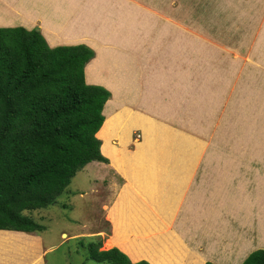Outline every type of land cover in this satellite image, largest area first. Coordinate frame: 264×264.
<instances>
[{"label": "rangeland", "instance_id": "rangeland-1", "mask_svg": "<svg viewBox=\"0 0 264 264\" xmlns=\"http://www.w3.org/2000/svg\"><path fill=\"white\" fill-rule=\"evenodd\" d=\"M72 1L77 8L83 3V0ZM84 1L85 4L91 3L90 0ZM95 1L101 6L108 5L105 10L100 11L101 17L115 11L112 6L114 0H109L110 3L104 0ZM133 2L134 5H142L149 12L150 19H158V32H161V37H166L165 45L155 51L152 60L158 65L162 64L164 55L169 51L168 43L179 44L178 50L175 49V52L171 50L173 53H181L178 58L179 64L175 67L177 78L175 81L169 80V83H165L162 80L164 72L158 70L157 64L150 67L148 65L143 83L140 81L145 97L139 101L134 97L135 99L130 101V106L138 102L137 107L127 106L135 113L138 110L143 112L136 116L133 111L121 112L123 118L114 122L108 135L102 138L99 137L98 131L96 133L100 140V151L106 161H92L77 171L64 192L50 206L25 212L44 226L41 232L35 233L40 235L43 246L48 247L43 254L44 264H108L90 259L87 254V243L101 240L99 250L116 247L112 245L114 243L109 242L113 226L108 214L117 205L120 192H124L126 177L132 173L133 165L137 162L134 157L136 154L149 158L152 154L171 153L221 155L222 160L218 164L222 171L218 174H221V179L227 177L234 180L238 176L236 178L235 174H230L226 167L234 164V161L227 157L228 154L239 158L240 154H264V0H133ZM37 3L44 9L50 1L40 0ZM0 5L1 11L11 13L12 5L18 6V3L15 0H0ZM26 7L31 6L27 4ZM7 13L4 14L5 17L10 15ZM160 18L163 19L160 21ZM148 23L153 26L151 29L157 28L155 25L157 22ZM166 24L169 28H164ZM175 27L179 28L176 30ZM32 28L35 26L29 29ZM58 28L61 31L65 27L61 28L58 25L51 30ZM74 34L72 30L68 35L74 37ZM152 39L153 41L155 39L154 33ZM152 46L156 49L154 44ZM143 62L139 60L138 65ZM181 64L182 68L177 69ZM152 67L154 69H151ZM149 70L153 71L147 76ZM93 71L90 70L88 73L89 78H92ZM106 115L109 116V111ZM134 119L141 120V123ZM108 123L109 118L104 127H107ZM258 165L257 162H251V166H255L259 174L261 169ZM202 166L203 161H200L196 169L203 170ZM241 174L247 181V187L255 188L253 187L255 181L254 184L251 182L253 175L250 176L247 172ZM192 186L197 190L200 183L193 181ZM227 188L231 190V187ZM216 201L217 198L214 208H211L208 205L209 200L205 202L198 198L197 206L188 208V214L180 210V221L185 223L184 228L188 231L187 235L181 237L182 243L190 248L192 255H187L189 253L186 252L184 256L175 258V260L178 258L176 263L187 264L192 257L202 259L201 264L208 261L207 247L202 255L194 252L188 238L194 239L198 236L195 244L199 245L202 241L215 240L213 235L219 236L220 230L224 229L220 219H229L230 213H222L221 207H216ZM191 215L197 219L195 223H199V227L189 226L186 217ZM176 227L179 230V227ZM247 231L244 232V238L250 239H246L245 244L240 243L241 248L239 247V253L243 252L244 255L239 257L242 261L253 250L264 249V231H258L256 225ZM2 233L3 230L0 231V235H3ZM208 234L209 237H206ZM133 236L129 238L125 234L119 236V239L128 237L131 240L127 238L123 243L133 248L135 240L139 241V235L134 236L135 239ZM219 239L221 240L220 236ZM224 239L229 242L226 235L222 236V240ZM115 240H118L117 236ZM1 242L3 239L0 236ZM253 245L256 246L253 248ZM40 249L43 247L40 246ZM136 251L140 252V248ZM177 251L178 249L171 251L173 257ZM230 252L233 253V257H238L235 250ZM6 258L5 264L21 263L20 261L16 263L13 258L9 259V255Z\"/></svg>", "mask_w": 264, "mask_h": 264}, {"label": "crops", "instance_id": "crops-1", "mask_svg": "<svg viewBox=\"0 0 264 264\" xmlns=\"http://www.w3.org/2000/svg\"><path fill=\"white\" fill-rule=\"evenodd\" d=\"M37 1L40 0H15L18 6L12 5L11 13L1 11L2 6L0 5V26H23L28 29L35 26L50 46L82 43L94 51V56L84 66V77L88 84L103 86L110 93L102 110L104 120L98 130L99 137L103 138L109 134L115 121L123 118L124 111L132 112L130 107H137L138 102L130 106V101L135 98L139 101L146 95L140 81L143 83L142 80L146 75L144 73H147L146 68L157 64L152 60V56L160 46L165 45L166 40V37H161V32H158L159 21L150 19L149 12L142 5H134L133 0H114L112 6L115 11L104 17H101L99 13L108 5L101 6L95 0H90L89 4L81 0L83 3L81 2L79 8L72 0H49L50 3L44 9L38 5ZM104 2L110 3L109 0H104ZM27 4L35 9L26 7ZM6 13L10 15L5 17ZM161 19L163 18H160V21ZM148 21L152 24L157 22L155 24L157 28L151 29L153 26L149 25ZM58 25L61 28L65 27L64 30L60 31V28L51 30L52 27ZM171 26L173 27V24ZM67 27H72V29L68 30ZM164 28H169V25L166 24ZM72 30L75 32L74 37L78 40L73 35H68ZM152 33L155 34L154 41ZM174 40H176L175 35ZM168 45H170L168 56L164 55V62L159 63L161 66L156 65L158 70L164 72L162 80L165 83H169V80H176L175 67L179 64L178 58L181 55V53L171 52V50L174 52L175 49L178 50V43L169 42ZM139 60L144 62L138 65ZM90 66L94 67L91 79L88 77ZM180 68L182 64L177 67V69ZM150 71L153 70H149L147 76L151 73ZM143 74L144 77H142ZM107 111H109V116L106 115ZM139 111L136 113L133 111L134 116L143 112ZM108 118V126L104 127ZM134 120L141 123L139 119ZM134 157L137 162L135 165L132 163L134 170L126 177L124 192H120L117 205L108 214L113 226V234L109 242L114 243L112 245L123 251L132 261L144 259L151 262L150 264H178L176 260L184 253L188 252L187 255H192L190 248L182 243L181 237L184 234L187 235L188 231L184 228L185 223L180 221V210L188 214V208L197 206L198 198L205 202L209 200L208 205L214 208L213 205L217 198L216 207H221L222 213H230L229 219H220L226 233L222 229L219 233L221 240L219 236L212 234L215 240L202 241L199 245L195 244L198 236L194 239L187 237L188 243L192 245L191 249L194 252L200 254L207 247L209 253L207 260L210 262L230 264L232 261L231 264H240L242 259L240 260L239 257L244 256L243 252L239 253L240 243L245 244L246 239H250L244 238V232L255 225L258 231H264V191H262L264 189V154H240V158L228 154L227 157L230 161H234V164H230L229 167L226 165V167L230 174H235L236 178L238 176L236 180L227 177L221 179V174H218L222 171L218 164L222 160L221 155L171 153L152 154L150 158L136 154ZM200 161H203V170L196 169ZM251 162L259 163L261 173H257V168L252 167ZM242 172L253 175L251 182L253 181L254 184L255 181V186H253L255 188L247 187V181L241 174ZM193 181L200 183L197 190L195 185L191 187ZM227 187H231V190ZM186 218L190 227L192 225L199 227V223H195L197 219L194 216ZM3 232V235H0L3 239L0 243V264L6 263L8 255L9 259H15L16 263L20 261V264H44L43 254L48 247L43 246L40 235L5 232L4 230ZM125 234L129 238L131 235H139V241L135 240L133 248L123 243L128 237L119 239V236ZM209 234L206 237H209ZM224 235L227 236L229 242L222 240ZM116 236L118 240H115ZM129 238L127 240H131ZM241 239L245 240L241 242ZM40 246L43 249H40ZM234 246H236L235 249ZM138 248L140 252L136 251ZM176 249L178 251L173 257L171 251H176ZM234 250L238 254L237 258L233 257V253L230 252ZM176 257L178 258L175 260ZM203 260L206 261L204 258ZM201 261L200 258L192 257L187 264H196V262L201 264Z\"/></svg>", "mask_w": 264, "mask_h": 264}, {"label": "trees", "instance_id": "trees-1", "mask_svg": "<svg viewBox=\"0 0 264 264\" xmlns=\"http://www.w3.org/2000/svg\"><path fill=\"white\" fill-rule=\"evenodd\" d=\"M93 56L82 43L48 45L37 27H0V230L41 232L44 226L25 212L50 206L77 171L106 161L96 133L110 93L85 81ZM100 246L101 240L87 243L90 259L150 264ZM240 264H264V249Z\"/></svg>", "mask_w": 264, "mask_h": 264}, {"label": "clouds", "instance_id": "clouds-1", "mask_svg": "<svg viewBox=\"0 0 264 264\" xmlns=\"http://www.w3.org/2000/svg\"><path fill=\"white\" fill-rule=\"evenodd\" d=\"M1 27H13V26H1ZM23 27V26H22ZM25 28V27H24ZM26 29H28V28H26ZM53 47V46H52ZM140 260V259H139Z\"/></svg>", "mask_w": 264, "mask_h": 264}, {"label": "bare ground", "instance_id": "bare-ground-1", "mask_svg": "<svg viewBox=\"0 0 264 264\" xmlns=\"http://www.w3.org/2000/svg\"><path fill=\"white\" fill-rule=\"evenodd\" d=\"M91 68H90V70H94V67L93 66H90Z\"/></svg>", "mask_w": 264, "mask_h": 264}]
</instances>
